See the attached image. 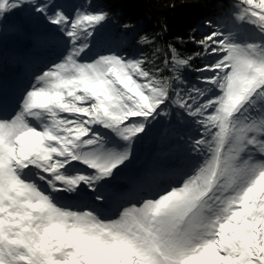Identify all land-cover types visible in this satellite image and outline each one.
<instances>
[{"label": "snow or ice", "instance_id": "obj_1", "mask_svg": "<svg viewBox=\"0 0 264 264\" xmlns=\"http://www.w3.org/2000/svg\"><path fill=\"white\" fill-rule=\"evenodd\" d=\"M21 8L63 50L0 112V264H264V0H235L222 26L177 37L196 47L167 44L162 67L159 47L92 55L110 19L92 4L0 0V19ZM176 113L197 163L106 215L99 189Z\"/></svg>", "mask_w": 264, "mask_h": 264}, {"label": "rangeland", "instance_id": "obj_2", "mask_svg": "<svg viewBox=\"0 0 264 264\" xmlns=\"http://www.w3.org/2000/svg\"><path fill=\"white\" fill-rule=\"evenodd\" d=\"M71 9L73 5H83L85 9L92 4L102 9L98 0H57ZM106 11V10H105ZM230 11L213 15L218 26L227 19ZM229 21V25H230ZM207 22H201L198 34L208 31ZM120 18L112 17L103 24L95 37L92 55L116 52L128 58L141 54L153 57L154 47L139 43V36L130 28H125ZM161 49V48H160ZM63 50V42L54 30L42 21L30 8H21L0 19V62L10 61V73L0 70V112L12 113L21 99L25 87L46 65L56 61ZM13 51H16L14 53ZM166 52L155 57L158 66H163ZM14 62H18L21 71L15 75ZM169 73H165L168 75ZM189 79H192L189 76ZM195 133L178 113L161 116L149 128L146 135L133 146V159L116 179L105 183L99 189L104 196V211L111 215L121 205L131 200L147 196L161 187L174 183L184 172L197 163L189 154L188 140ZM169 176V177H168ZM166 183V185L164 184Z\"/></svg>", "mask_w": 264, "mask_h": 264}, {"label": "trees", "instance_id": "obj_3", "mask_svg": "<svg viewBox=\"0 0 264 264\" xmlns=\"http://www.w3.org/2000/svg\"><path fill=\"white\" fill-rule=\"evenodd\" d=\"M101 7L110 13L114 20L120 18L122 24L131 25L130 29L139 37L147 35L154 39L153 46L167 52L166 45L176 43L185 54L191 53L195 45L180 46L177 37L187 38L193 29L197 30L201 22H213V27L219 23L213 15L225 13L226 7L235 0H98ZM163 29V30H162ZM16 53V51H13ZM10 61L0 62V70L5 74L10 73ZM17 75L21 71L18 62H14ZM169 177V176H168ZM166 185V183L164 182Z\"/></svg>", "mask_w": 264, "mask_h": 264}]
</instances>
